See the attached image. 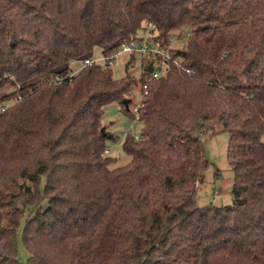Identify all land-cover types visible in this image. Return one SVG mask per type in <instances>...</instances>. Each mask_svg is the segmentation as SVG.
Segmentation results:
<instances>
[{"label": "trees", "instance_id": "1", "mask_svg": "<svg viewBox=\"0 0 264 264\" xmlns=\"http://www.w3.org/2000/svg\"><path fill=\"white\" fill-rule=\"evenodd\" d=\"M145 23L161 45L188 31L115 166L99 128L111 102L134 119L129 60L69 66ZM207 131L227 135L229 204L194 200ZM0 264H264V0H0Z\"/></svg>", "mask_w": 264, "mask_h": 264}, {"label": "rangeland", "instance_id": "2", "mask_svg": "<svg viewBox=\"0 0 264 264\" xmlns=\"http://www.w3.org/2000/svg\"><path fill=\"white\" fill-rule=\"evenodd\" d=\"M157 30H142L138 31V35H150L157 33ZM172 35H169L168 43L163 45L166 49H177L181 47L185 39V31H188L186 27H180L174 30ZM177 33L179 35H177ZM101 49L94 47L91 51L90 58L94 59L99 56ZM128 55L125 53L118 54L109 67L111 74L114 78H119L124 74V64L126 60H129L127 66L128 74L134 78L135 83L132 89L129 91L127 98L130 101L127 104L128 109L138 104L140 94L138 91L139 77L141 74V63L146 59L139 58L138 55L132 56L128 59ZM140 60L142 62H140ZM69 67L72 71H77L81 65V61L72 62ZM118 106V107H117ZM120 105L115 102L106 104L103 107V113L101 116V126L105 132L112 135V139H106L105 151L106 155H109L115 159L114 165H122L128 160V156L121 150V141L126 133L136 134L139 131L140 123L131 119L127 115H124L119 111ZM119 108V109H118ZM202 139V146L205 157L208 161V166L203 172L202 183L196 189L194 200L198 206L212 203L214 205H225L231 202L230 188L232 174L226 158V143L227 135L225 132H205L200 135ZM43 178L40 179V185H42ZM16 258L20 263H26L28 253L22 245L20 238V226L16 229Z\"/></svg>", "mask_w": 264, "mask_h": 264}, {"label": "built area", "instance_id": "3", "mask_svg": "<svg viewBox=\"0 0 264 264\" xmlns=\"http://www.w3.org/2000/svg\"><path fill=\"white\" fill-rule=\"evenodd\" d=\"M153 29H155L153 24L145 23L144 27L140 31H148ZM154 35H156V33L146 36L137 34L136 37L130 38L129 40H121L112 53L106 55L100 52L99 56L94 59H91L90 57L85 58L81 61L80 67L90 63H96L102 67H110L113 59L120 53H125L128 56L138 55L139 58L143 60L146 59L145 62L140 60V62H142L141 71L145 74L143 77L144 80L139 81L138 83V91L145 93L147 80L163 77L169 70L168 59L170 56L168 49L163 47L158 39L154 38ZM176 58L173 59L174 64H176ZM147 65L150 66L149 71L145 70ZM185 72H188V69H185ZM136 108L137 105L131 108V111L134 113L135 121L137 120V116L135 114ZM133 136L134 138H137V133L133 134Z\"/></svg>", "mask_w": 264, "mask_h": 264}, {"label": "water", "instance_id": "4", "mask_svg": "<svg viewBox=\"0 0 264 264\" xmlns=\"http://www.w3.org/2000/svg\"><path fill=\"white\" fill-rule=\"evenodd\" d=\"M145 70H146V71H149V70H150V66L147 65L146 68H145ZM129 101H130V99L127 98V97H125V98H122V99L120 100V103L123 105L124 108H127V104H128ZM99 131H100L101 133H103V127H100V128H99Z\"/></svg>", "mask_w": 264, "mask_h": 264}, {"label": "crops", "instance_id": "5", "mask_svg": "<svg viewBox=\"0 0 264 264\" xmlns=\"http://www.w3.org/2000/svg\"><path fill=\"white\" fill-rule=\"evenodd\" d=\"M71 64H73V63H71ZM71 64H70V65H71Z\"/></svg>", "mask_w": 264, "mask_h": 264}]
</instances>
